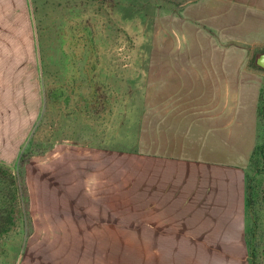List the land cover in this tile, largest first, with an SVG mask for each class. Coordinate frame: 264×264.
Here are the masks:
<instances>
[{
    "label": "rangeland",
    "instance_id": "1",
    "mask_svg": "<svg viewBox=\"0 0 264 264\" xmlns=\"http://www.w3.org/2000/svg\"><path fill=\"white\" fill-rule=\"evenodd\" d=\"M263 52L264 0H0V180L18 188L0 264L37 232L54 240L32 249L65 264H252L254 228L264 264V168L249 166ZM217 149L254 180L243 240L183 241L135 205L151 158ZM60 178L75 206L101 199L109 217L46 226L39 191Z\"/></svg>",
    "mask_w": 264,
    "mask_h": 264
},
{
    "label": "crops",
    "instance_id": "2",
    "mask_svg": "<svg viewBox=\"0 0 264 264\" xmlns=\"http://www.w3.org/2000/svg\"><path fill=\"white\" fill-rule=\"evenodd\" d=\"M221 130L225 132L224 127ZM248 137L252 139L251 135ZM216 152L214 155L203 152L160 153L151 158L149 165L137 168L138 173H143L146 180L144 187L141 179V183H135V205L139 209L144 207L150 210V219L154 221L156 217L157 225L168 226L172 223L177 226L174 233L186 235L183 241L243 240L247 214L246 168L236 162L234 154L220 149ZM69 178L72 176L69 175ZM51 182L47 180V185L40 189L38 197L40 200L41 197L45 199L44 202H38V212L45 219L46 226L86 225V218L109 217L108 213H98L109 210V206L104 204L106 201L100 199L92 205H81L80 202L75 206L74 193L67 191L65 186L71 181L58 179ZM121 200L126 202V199ZM89 210L95 214L90 216ZM50 240L54 239L47 238L45 233L29 235L10 264H65L66 258L71 259L69 255L62 256L65 259H53L46 255L45 249H32L29 244L31 241L44 243Z\"/></svg>",
    "mask_w": 264,
    "mask_h": 264
},
{
    "label": "trees",
    "instance_id": "3",
    "mask_svg": "<svg viewBox=\"0 0 264 264\" xmlns=\"http://www.w3.org/2000/svg\"><path fill=\"white\" fill-rule=\"evenodd\" d=\"M258 114L264 122V103L262 101V98H260V101H259ZM259 165H262L264 168V144L258 145L255 148L251 156L250 162H249V166L252 169L256 168L257 170ZM12 181H14V183H12V186H16L17 184H15V180L13 178H12ZM1 183H6V181L0 180V187H1ZM253 183H254V180L249 178V176L247 175V196H246L247 214H251V212L253 213L254 208H255L256 189ZM15 188L16 189L10 188V187L0 188V195H1L0 196V199H1L0 200V235L4 234L5 232H8V229H4V226H6V224L8 223L5 221V217L3 216L5 213L8 214L9 223L13 222L12 215L14 214V211H15L14 207H15V202H16V198L18 194L17 186ZM262 198L264 199V195ZM7 203H10L11 209H8V210L5 209L4 206H6ZM251 233H252V239L249 242H247V244L250 248L252 264H255V259L257 258V247H258L256 244H254L255 228L251 230Z\"/></svg>",
    "mask_w": 264,
    "mask_h": 264
},
{
    "label": "water",
    "instance_id": "4",
    "mask_svg": "<svg viewBox=\"0 0 264 264\" xmlns=\"http://www.w3.org/2000/svg\"><path fill=\"white\" fill-rule=\"evenodd\" d=\"M254 64L256 67L264 71V52L256 56Z\"/></svg>",
    "mask_w": 264,
    "mask_h": 264
}]
</instances>
